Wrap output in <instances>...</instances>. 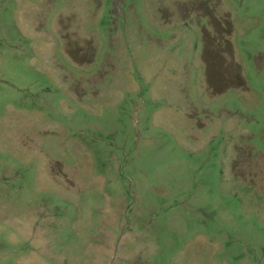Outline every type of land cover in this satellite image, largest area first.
<instances>
[{"label": "rangeland", "instance_id": "374dc122", "mask_svg": "<svg viewBox=\"0 0 264 264\" xmlns=\"http://www.w3.org/2000/svg\"><path fill=\"white\" fill-rule=\"evenodd\" d=\"M0 264H264V0H0Z\"/></svg>", "mask_w": 264, "mask_h": 264}]
</instances>
